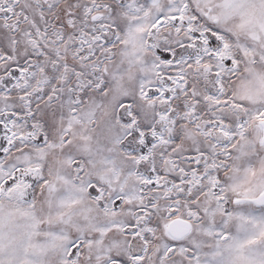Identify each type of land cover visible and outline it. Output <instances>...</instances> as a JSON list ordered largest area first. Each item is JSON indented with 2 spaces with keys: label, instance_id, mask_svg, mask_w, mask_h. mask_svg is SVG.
Wrapping results in <instances>:
<instances>
[{
  "label": "snow or ice",
  "instance_id": "obj_1",
  "mask_svg": "<svg viewBox=\"0 0 264 264\" xmlns=\"http://www.w3.org/2000/svg\"><path fill=\"white\" fill-rule=\"evenodd\" d=\"M0 264H264V0H0Z\"/></svg>",
  "mask_w": 264,
  "mask_h": 264
}]
</instances>
